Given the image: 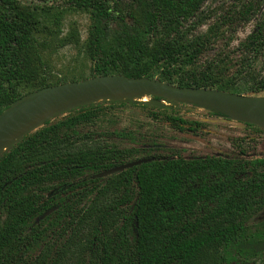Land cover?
Segmentation results:
<instances>
[{"label":"trees","instance_id":"1","mask_svg":"<svg viewBox=\"0 0 264 264\" xmlns=\"http://www.w3.org/2000/svg\"><path fill=\"white\" fill-rule=\"evenodd\" d=\"M205 1L0 0V117L41 88L107 74L264 97V21L233 59L213 52V38L198 31ZM257 9L255 0H247L240 18L250 19ZM71 11L90 15L87 76L50 64ZM120 107L146 110L179 131L202 128L182 116L195 105L136 99L95 102L46 120L0 156V264L264 260V219H258L264 214V157L164 153L156 138L102 125L107 111ZM114 135L142 140L121 146ZM140 158L152 160L97 176Z\"/></svg>","mask_w":264,"mask_h":264},{"label":"rangeland","instance_id":"2","mask_svg":"<svg viewBox=\"0 0 264 264\" xmlns=\"http://www.w3.org/2000/svg\"><path fill=\"white\" fill-rule=\"evenodd\" d=\"M28 3H42L43 0H25ZM257 10L248 20L240 18L247 0H207L201 8L203 25L198 31L207 32L213 38L215 50L226 52L233 59L240 56L241 43L255 29L260 21H264V0H255ZM90 28L88 12L71 11L63 21L49 57L53 70L68 74L88 75L91 61L86 57V47ZM213 30L210 31V29ZM74 35L71 42L63 40ZM73 40V41H72ZM63 43L66 45H63ZM212 52V53H213ZM264 68V61L259 64ZM170 104V101L162 102ZM185 119L201 122L202 128L196 132L179 131L165 119H151L150 113L140 108H115L107 111L102 118V125L117 133L132 131L143 136L156 138L164 144V153L181 150L185 157L189 156H221L246 158L264 157V131L245 126L242 122L227 117L216 116L204 108H193L182 112ZM39 124V123H38ZM37 124V125H38ZM115 141L121 146H135L136 141L121 140L114 135ZM54 250V249H53ZM250 264H264V260H254Z\"/></svg>","mask_w":264,"mask_h":264},{"label":"water","instance_id":"3","mask_svg":"<svg viewBox=\"0 0 264 264\" xmlns=\"http://www.w3.org/2000/svg\"><path fill=\"white\" fill-rule=\"evenodd\" d=\"M150 96L162 98L163 101L152 99ZM117 99H136L158 106L174 103L195 105L222 113L234 121L264 129V119L259 115L263 96H249L204 87H182L162 82L158 78L107 74L46 86L14 102L11 109L0 117V156L46 120L80 106ZM167 101H170V104H162ZM246 104H251V108L246 114H242L240 109ZM37 119L40 121L38 125L35 124ZM151 160L136 159L107 169L97 176L116 174Z\"/></svg>","mask_w":264,"mask_h":264},{"label":"bare ground","instance_id":"4","mask_svg":"<svg viewBox=\"0 0 264 264\" xmlns=\"http://www.w3.org/2000/svg\"><path fill=\"white\" fill-rule=\"evenodd\" d=\"M250 108H251V104H246V105L241 107L240 111L242 114H246L250 110ZM259 115H260V117H262L264 119V99L262 100V107H261V110L259 112ZM39 122H40L39 119H37L35 121V124L37 125Z\"/></svg>","mask_w":264,"mask_h":264},{"label":"flooded vegetation","instance_id":"5","mask_svg":"<svg viewBox=\"0 0 264 264\" xmlns=\"http://www.w3.org/2000/svg\"><path fill=\"white\" fill-rule=\"evenodd\" d=\"M258 219L263 220V219H264V214H261V215L258 217Z\"/></svg>","mask_w":264,"mask_h":264}]
</instances>
